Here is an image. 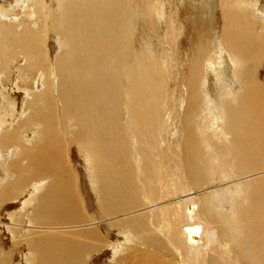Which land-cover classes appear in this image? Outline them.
Returning a JSON list of instances; mask_svg holds the SVG:
<instances>
[{"label": "bare ground", "instance_id": "1", "mask_svg": "<svg viewBox=\"0 0 264 264\" xmlns=\"http://www.w3.org/2000/svg\"><path fill=\"white\" fill-rule=\"evenodd\" d=\"M180 2L189 52L164 67L136 34L167 32L179 0H0V264H160L165 249L220 264L213 234L162 197L175 73L179 183L204 192L222 264H264V0ZM231 184L246 205L229 212Z\"/></svg>", "mask_w": 264, "mask_h": 264}, {"label": "rangeland", "instance_id": "2", "mask_svg": "<svg viewBox=\"0 0 264 264\" xmlns=\"http://www.w3.org/2000/svg\"><path fill=\"white\" fill-rule=\"evenodd\" d=\"M190 2L192 3V0H190ZM180 3L181 2L179 0L180 19L178 18L179 19V20L177 19L178 21H173V24H171L172 21L169 23L170 26L173 25V27H174L173 29L171 28L172 26L170 27L168 25V31L163 32V30L160 27H158V24L156 22L155 23V30H154L153 35H152L153 37H149V33H148L151 30V28L148 26H144V24H142L143 25L142 32H138L136 34L137 45L141 46L144 43L147 48L154 49L156 52L162 53L163 61L161 63H163V64H161V65L162 66L164 65V67H165L164 63L166 62V58L164 56L168 57L169 53H171V52L175 53L176 49H179L178 46L181 48V50H184L182 54H179L177 52V54L179 56L176 55L180 58V65L181 64L184 65L185 59H186L185 56L189 52L188 44H184V46H182L181 40L179 38L180 35H178V34L184 33V30L182 31L180 29L181 25H185V27H186V30H185L186 38H189L191 35V26L187 25L188 11L183 9L182 5ZM181 22H182V24H179ZM137 25H138V23H137ZM174 29H176V32L179 31V33L178 34L175 33ZM137 30L139 31V26H137ZM181 39H182V37H181ZM147 40H150L149 45L147 43ZM167 64H166L167 71L169 73L173 72L172 67H170ZM188 65H189V63H188ZM174 76L175 77H174L173 82H172V79L170 78V76L168 77L167 91H166L167 100L165 103L167 104L169 102L170 106L166 108L167 111L165 110V115H164L165 128L163 131L164 139H163L162 144H171L170 145L171 149L166 150L165 161H163V176H162V178L164 180V185L162 188V190H163L162 197L164 198L166 196L165 193H169V195L172 197V199L175 200V205H173L174 208L172 207V215H174L176 213V216H177V214L183 213L182 216L184 217V214H187V215H189V217L191 216V220L194 223H198V224L202 225V228H204L205 230H209L213 234L212 236H210V239H211L212 244L214 246L213 251L215 248V250L217 251V254H218V255H216V257H218V258H215V259L218 263L222 264V259H221L222 251H224V248L226 250H229L228 245L226 244V241H225L226 235L224 233L218 231L215 228V226L212 225V223L208 221L207 215L204 217L199 212V205H201V206L203 205V202H202L203 197H202L201 193H204V192H198V191L196 192V190L190 184V182L187 178V172L186 171H185V173H186L185 174V180H186L185 188L187 189V192H185L184 187L179 183V179L183 176L182 173L179 174L180 165L183 166V168H184L185 164L183 161H180L178 158L175 159V157L173 156V151L176 152V148L178 146V136H177L178 130L179 129L182 130V128H184L183 122L181 124H179V120L181 119L184 110L182 112L179 110V105L177 102L178 98L180 96H182L184 93H182L183 90H179V88H177V86L179 84L178 74L175 73ZM237 90H239V88H237ZM186 95H187V93L185 94V102H186V100H188L189 94L187 95V97H186ZM162 98L163 99L165 98V93L162 95ZM124 115L125 114L121 115L119 113V119L123 118ZM180 125H181V127H180ZM162 160H163V155H162ZM231 185H232V188L229 190L230 194L233 196V200L235 203L238 200L239 206H234L232 204L233 201H231V195L229 193L227 194V197L224 200V204H225L224 206H225V208H227L228 211L231 210L232 208H233V211H238V210H240V206L244 207L246 205V202L244 200H241V197L239 194H235L238 190V185H236V184H235L236 186H234V184H231ZM189 197H192L193 199H195L194 204L190 200ZM196 204H197V206H196ZM196 229H197V227L194 228V232H193V234H195V237L199 238L200 240H201V237L204 239V237L202 236L201 233L199 235L196 232ZM200 231H201V229H200ZM185 244L187 245V247L190 246L188 241H185ZM203 248L205 249L204 246H203ZM234 249H235V247H234ZM210 255L213 256L212 253H210ZM231 256L232 257H230V259L232 261H235L237 264H249V261L247 260V258L244 257L242 254L238 255L239 259H235L232 254H231ZM157 257H158L160 264H167L170 261L171 255L169 254V250L165 249L163 251H159L157 253Z\"/></svg>", "mask_w": 264, "mask_h": 264}]
</instances>
